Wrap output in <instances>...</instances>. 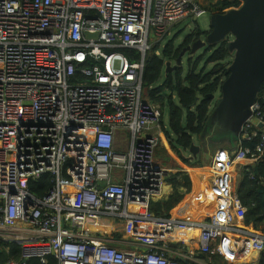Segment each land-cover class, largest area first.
Returning a JSON list of instances; mask_svg holds the SVG:
<instances>
[{
    "label": "built area",
    "instance_id": "built-area-1",
    "mask_svg": "<svg viewBox=\"0 0 264 264\" xmlns=\"http://www.w3.org/2000/svg\"><path fill=\"white\" fill-rule=\"evenodd\" d=\"M203 13L197 0H0V250H19L6 264L51 255L56 264H264V222L245 223L233 187L235 164L252 178L248 165L264 158V85L233 148L213 152L206 219L158 222L148 213L166 171L156 159L162 113L142 98L145 54ZM44 174L52 185L37 197L29 182ZM106 221L196 228L197 253L181 236L166 241L172 247L117 246L99 229Z\"/></svg>",
    "mask_w": 264,
    "mask_h": 264
},
{
    "label": "trees",
    "instance_id": "trees-1",
    "mask_svg": "<svg viewBox=\"0 0 264 264\" xmlns=\"http://www.w3.org/2000/svg\"><path fill=\"white\" fill-rule=\"evenodd\" d=\"M239 4V0H216L214 4H211V10L223 12L227 8H234ZM205 34L206 31H200L196 27L194 32L186 35L177 46L174 45V38H171L162 47H160V43H154L145 54L142 88H147L148 100L158 105L162 114V109L166 107L168 130H164L163 127L162 130L169 145L178 152H181V149L188 150L190 143L193 142V135L200 136L205 132L212 101L208 95L219 91L220 84L227 74L232 53L228 49L226 38L215 45H208L204 48L208 55L199 68L198 64L202 55L196 56L193 61L190 58L186 59L185 71L179 66L165 75L163 74L164 66L167 61H175L183 47L201 36H205ZM120 51L130 61L139 60L140 54L136 50L120 49ZM156 51L160 52L156 54ZM208 64L210 67L207 69ZM161 75L163 78L162 81H159ZM263 85L264 82L261 83L259 89ZM171 134L174 136V141L170 137ZM228 140L234 143L235 138ZM160 148L161 146H159V150ZM186 161L189 162V160ZM248 168L252 178L246 171L242 170L235 192L247 207L245 223L253 230H261L264 222V158L250 164ZM164 182L171 189L170 193L151 200L148 204V213L155 218L169 219L170 211L189 193L191 181L187 171L176 169L166 171ZM51 185V176L44 174L37 181H30L29 189L35 196L41 197L47 193ZM173 232L176 233L175 230ZM111 236L120 239L119 235L112 234ZM166 237L172 239L171 233L167 234ZM190 241L197 247V241L194 238ZM6 247L10 253H5L4 249L0 250V264H6L10 255L18 256V247L13 244H8ZM210 257L212 261L220 262L218 256L212 255ZM261 261L264 262V253L261 255ZM26 264L43 263L31 259ZM44 264H56L55 257L48 256Z\"/></svg>",
    "mask_w": 264,
    "mask_h": 264
},
{
    "label": "water",
    "instance_id": "water-1",
    "mask_svg": "<svg viewBox=\"0 0 264 264\" xmlns=\"http://www.w3.org/2000/svg\"><path fill=\"white\" fill-rule=\"evenodd\" d=\"M239 1L237 7L210 13L205 36L183 47L174 63L167 61L164 66V74L168 75L181 65L184 53L192 54L227 38L232 58L220 84L219 96L209 111L205 129L208 128L213 136L232 139L237 137L244 120L249 116L250 105L264 82V0ZM85 35L96 36L88 32ZM214 96L213 93L208 95L211 100H214ZM199 149L197 144L191 142L189 154L181 157L192 160Z\"/></svg>",
    "mask_w": 264,
    "mask_h": 264
},
{
    "label": "rangeland",
    "instance_id": "rangeland-1",
    "mask_svg": "<svg viewBox=\"0 0 264 264\" xmlns=\"http://www.w3.org/2000/svg\"><path fill=\"white\" fill-rule=\"evenodd\" d=\"M197 2L202 7H205L207 5L215 3L216 0H197ZM208 26H209V13L208 12H205L198 17L184 18L183 20H181L180 22L176 23L175 25H173L171 27L167 36L164 37L159 42L160 47L164 46L166 41L168 39H171V38H174V45L177 46L178 44H180V42L184 39V37L186 35L194 32L196 27H198L200 31H206V30H208ZM201 38H203V36H201ZM153 40H154V37L152 36V31H151L149 42H152ZM159 52L160 51H158V53ZM198 55H202V59L198 64V68H199L208 55V53L205 52L204 47L196 50L192 54H189L188 52L184 53V55L181 58V65H180L182 67L183 71H185V69H186V63H187L186 59L190 58L193 61L196 58V56H198ZM171 61L174 63L173 60H171ZM209 67H210V65L208 64L207 69ZM162 78H163V75H161L159 81H162ZM218 96H219V91L217 90V92L215 93V96H214V100L211 101V107L215 103ZM142 98L143 99H149L148 90L146 87L142 88ZM162 110H163V114H162V123L161 124H162V127L164 130L165 129L168 130L167 109H166V107H164V109H162ZM170 137H171L172 141H174L173 140L174 136L172 134L170 135ZM192 138H193V142L195 144H197L200 149H199L196 157L193 158L192 160H189V162H188V161L184 160L181 157V155L186 156L189 154V151L187 149L186 150L181 149V152H178L176 149L172 148L169 145V143L166 139V136L162 130L161 148H160V150L158 148L156 151V153L158 152L156 159H157V163L159 164V166L161 168H164L165 171L176 170V169L186 170L190 178L193 177V170L202 171L206 175V172L208 173L207 166L210 162L211 156L213 155L212 153L217 148H221V144L219 142L223 138H229V137H218L216 135L213 136V135H211L208 128H206L205 132L202 133L200 136L193 135ZM231 145L232 144H228L227 148H225V147H223V148L229 150ZM200 164H202V165L200 166ZM239 168H240V164H235L233 166V169H234V171H233V187H235V185H237L238 182L240 181V176L238 173ZM203 173H199V175L203 174ZM207 181L210 182V178H207ZM206 186H207V184L205 182L204 187L206 188ZM187 195L184 198H186ZM176 207H177V205H176ZM176 207H174L170 211L169 219H172L171 215L174 213ZM110 222H111V224H109V221H106L105 224L107 226L106 227L103 226L101 228V230L107 231L106 233L119 235L120 239H116V238L115 239L117 241V245L120 247L128 246L131 248H137L138 249V248L142 247L141 243H144L145 241H151V240L155 241L156 240V241H160L161 243H166V241L172 242L173 240L177 239V237H178V236H176L177 233H174L171 230L172 229L171 227L167 228V231H166V228L163 225H159V223H157V222H153V223H150V222L127 223V222H123V221H110ZM133 224L136 225L137 228H135V229L132 228ZM183 229L184 230L189 229L188 231L192 230L188 227L183 228ZM165 233H167V234L171 233L172 239H169L168 237H166L165 239H153V237H160V236L162 237V235ZM189 236H193L192 231H191ZM166 244L168 245V247H172L171 243H166ZM221 261L222 260L220 259V262Z\"/></svg>",
    "mask_w": 264,
    "mask_h": 264
},
{
    "label": "crops",
    "instance_id": "crops-1",
    "mask_svg": "<svg viewBox=\"0 0 264 264\" xmlns=\"http://www.w3.org/2000/svg\"><path fill=\"white\" fill-rule=\"evenodd\" d=\"M228 139L230 138H223L219 142L221 144V148L223 147L227 148L228 144H232L230 149L233 148L234 143L230 142V140ZM199 173H203V172L199 170H193V177L191 178L189 177L191 181V187H190L189 194L187 195L186 198L182 199L181 202H179V204H177V207L175 206L176 209L174 213L171 215L172 219L202 222L206 219L207 215L210 213V210H211L210 185L211 184L209 185V182L207 181V178H210V177L207 172H206V175L205 173L199 175ZM238 173H239V176L241 177L242 171H239ZM205 182L207 184L206 188L204 187ZM164 185L165 186H163V189L161 191L162 193L161 197L168 195L171 191V189L166 183H164ZM236 186L237 185H235L234 188H236ZM173 230H175V232L177 233L178 238H180L181 236L183 241L186 242L185 248L188 251L193 252V254L195 255V253H197L196 251L197 247L193 245L190 240L192 238H194L195 240L197 239L198 230L194 228L188 231L189 229L184 230L183 227H175ZM191 231L193 232V236H189ZM166 235L167 233L163 234L162 237L160 236L156 238L165 239ZM171 245L174 246V243H172ZM248 261H250V258H247L244 262L246 263Z\"/></svg>",
    "mask_w": 264,
    "mask_h": 264
},
{
    "label": "bare ground",
    "instance_id": "bare-ground-1",
    "mask_svg": "<svg viewBox=\"0 0 264 264\" xmlns=\"http://www.w3.org/2000/svg\"><path fill=\"white\" fill-rule=\"evenodd\" d=\"M212 4H214V3H212ZM204 8H205V12H208V13H214V11L211 10V4L205 6ZM208 175H209V173H208ZM209 177H210V175H209ZM209 185H210V182H209ZM163 186H165V185H163ZM210 196H211V197L213 196V194L211 193V187H210ZM136 207H137V208L144 209V207H143V206H140V205H137ZM106 226H107V225H104V227H106ZM102 227H103V226L99 227V229H101ZM132 228L135 229V228H137V226L133 224V225H132ZM246 259H247V258H246ZM246 259H245V260H246ZM245 260H244V261H245ZM244 261H243V262H244ZM244 263H245V262H244Z\"/></svg>",
    "mask_w": 264,
    "mask_h": 264
},
{
    "label": "flooded vegetation",
    "instance_id": "flooded-vegetation-1",
    "mask_svg": "<svg viewBox=\"0 0 264 264\" xmlns=\"http://www.w3.org/2000/svg\"><path fill=\"white\" fill-rule=\"evenodd\" d=\"M204 37V36H203ZM191 44V43H190ZM173 63V62H172ZM209 142V141H208Z\"/></svg>",
    "mask_w": 264,
    "mask_h": 264
}]
</instances>
